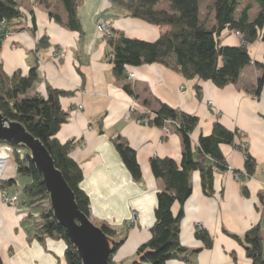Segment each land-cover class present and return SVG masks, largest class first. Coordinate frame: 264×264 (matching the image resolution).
I'll list each match as a JSON object with an SVG mask.
<instances>
[{"label": "crops", "instance_id": "1", "mask_svg": "<svg viewBox=\"0 0 264 264\" xmlns=\"http://www.w3.org/2000/svg\"><path fill=\"white\" fill-rule=\"evenodd\" d=\"M18 1L24 16L14 21L3 41L1 67L12 75L18 70L28 74L37 66L41 78L38 93L47 95L49 86L67 92L61 104L69 117L57 138L62 143L70 140L77 143L72 157L83 169L81 188L90 198L92 221L97 225L108 224L116 231L117 240L124 238L114 261L117 264L133 261L139 246L151 238L157 194L164 188L163 181L153 174L151 158L171 157L180 162L184 150L182 135L177 130L165 133L162 127L138 123V114L129 111L132 103L155 111L163 102L197 115L199 123L190 135L193 149L201 136L204 141L210 139L217 121L238 131L234 144H221L234 173L229 170L215 173L212 196L203 191L200 171L191 173L192 193L184 206L180 238L189 249L202 250L191 261L170 260L167 264H252L244 244L228 233L243 238L256 225L261 228L264 255V86L260 95L254 93L262 73L255 62L264 63V43L258 40L249 46L253 62L242 70L237 83L223 88L210 80L187 79L160 63L128 66L126 78L119 80L111 61L110 43L97 31L96 16L107 11L113 15L107 22L115 31L147 41L156 40L167 27L130 16L108 0H80L77 12L81 31H76L67 25L68 13L61 0ZM240 2L236 16L251 5L250 17L254 19L259 10L257 1ZM201 11L209 25L216 22L215 10L203 4ZM51 13L59 15L61 21ZM45 35L50 45L37 53V45ZM221 39L226 45L241 44L234 31L225 30ZM63 48L67 49L65 56L56 57ZM130 73L135 74L134 79L129 78ZM126 84L136 97L125 89ZM119 135L137 153L142 169L139 181L133 178L115 146L114 139ZM245 151L256 162L252 176L246 175ZM25 178L22 187L19 178L5 188L0 184V254L4 264H67L65 240L35 237L40 212L25 202L23 188L30 181ZM4 191L18 196L16 206L2 203ZM178 209L179 204H175L173 210ZM199 227L212 236L211 248H204L203 241L196 236Z\"/></svg>", "mask_w": 264, "mask_h": 264}, {"label": "trees", "instance_id": "2", "mask_svg": "<svg viewBox=\"0 0 264 264\" xmlns=\"http://www.w3.org/2000/svg\"><path fill=\"white\" fill-rule=\"evenodd\" d=\"M47 3V0H42ZM67 13V25L72 30L81 31L77 7L80 0H61ZM111 4L123 8L130 16L141 18L151 24L167 27L154 41H147L128 37L122 31H115L108 39L111 46V61L114 73L119 80L126 78L128 66L160 63L181 73L187 79L210 80L217 87L223 88L228 84L238 82L242 70L253 62L249 46L261 40L264 43V0H256L259 10L254 19L250 17L251 5L242 8L239 17L241 0H108ZM203 4L209 10L216 11V22L207 23L202 14ZM207 9V8H206ZM61 21L59 15L51 13ZM24 16L18 0H0V49L15 20ZM239 31L242 34L241 44L238 46L223 44L221 35L225 31ZM49 38L43 36L38 45L37 53L49 47ZM255 64L262 71L255 95H260L264 86V64ZM37 66H33L28 74L16 71L12 75L5 73L0 64V114L11 121L22 123L26 129L39 138L47 147L57 168L76 195L80 209L91 217V203L89 196L81 188L84 173L80 163L72 157L77 143L74 140L62 143L57 133L68 121L69 114L61 104L62 96L67 92L51 86L48 94L42 95L36 91L40 82ZM131 94L129 84L125 85ZM198 93L200 85H196ZM135 96L134 94H132ZM136 97V96H135ZM148 109V108H146ZM150 124L163 127L167 120L179 125L177 131L181 133L184 150L181 161L171 157H152L151 169L156 178L161 179L164 188L157 194L155 222L151 228V238L141 244L136 251L133 264H167L170 260L191 261V257L202 249H189L181 242V222L184 217V206L192 193L191 173L200 171L203 191L205 195L214 194V180L217 171L227 170L228 164L221 150V144H234L238 131H232L215 122L212 136L204 141L200 137L198 145L193 149L191 133L199 123V117L174 108L166 103H160ZM149 113H139L144 118ZM123 162L137 181L142 179V169L137 153L129 142L121 135L114 139ZM246 170L252 176L256 162L245 151ZM17 172L20 176L29 177L30 181L23 188L25 202L29 206L41 208V222L35 225V237L43 240L45 237H56L65 240L67 247L65 258L67 264H82L76 248L70 243L66 230L60 226L50 208L49 195L45 189L41 173L31 161L30 152L15 157ZM15 179H2L1 187L15 184ZM246 194V189L244 190ZM48 203L42 208L39 203ZM179 204L177 212L173 210ZM104 232L116 237V231L108 224L100 225ZM246 247L247 257L252 264H264L263 238L259 225L248 230L242 238L228 233ZM196 236L203 241L204 248L213 246V238L204 228H198ZM124 238L117 240L110 257L111 264H117L114 256ZM0 264H4L0 254Z\"/></svg>", "mask_w": 264, "mask_h": 264}, {"label": "water", "instance_id": "3", "mask_svg": "<svg viewBox=\"0 0 264 264\" xmlns=\"http://www.w3.org/2000/svg\"><path fill=\"white\" fill-rule=\"evenodd\" d=\"M113 15L107 11L95 20L107 21ZM0 142L22 146L29 150L31 161L41 173L49 195L50 208L58 224L65 228L70 243L78 251L82 264H111L113 246L117 239L107 235L100 225L95 224L79 207L73 189L45 144L30 133L26 127L0 114ZM135 259L125 264H133Z\"/></svg>", "mask_w": 264, "mask_h": 264}, {"label": "built area", "instance_id": "4", "mask_svg": "<svg viewBox=\"0 0 264 264\" xmlns=\"http://www.w3.org/2000/svg\"><path fill=\"white\" fill-rule=\"evenodd\" d=\"M4 26L0 27V30L3 29ZM97 31L104 35L106 38H111L114 35L113 32V28L111 27V25L103 20V19H99L98 23H97ZM236 34L241 38L242 34L239 31H236ZM67 52L66 48H63L60 52H58V54L56 55V57H64L65 54ZM129 78L130 79H134L135 78V74L134 73H130L129 74ZM185 90L182 89L181 93H184ZM129 111L131 113L134 112H138V113H149L148 116L144 117V118H137V122L143 125H150V121L154 118L155 113H153L152 111H150L149 109H146L145 106L143 105H139L137 103H132L129 107ZM177 127H179V125L171 120H167L166 123L163 125L162 129L165 133H169L172 130H177ZM26 148L22 147V146H14V145H10L7 143H3L0 142V181L3 179L4 173L7 169V166L10 163V160L14 157H16L17 155H24ZM227 170H229L230 172H233V169L231 167L228 166ZM237 179H240V175L236 174ZM248 176H250L248 173L246 174ZM1 201L4 204H8V205H12V206H16L18 204V196L17 195H9L7 192H3L2 197H1ZM135 219L133 218V221Z\"/></svg>", "mask_w": 264, "mask_h": 264}, {"label": "rangeland", "instance_id": "5", "mask_svg": "<svg viewBox=\"0 0 264 264\" xmlns=\"http://www.w3.org/2000/svg\"><path fill=\"white\" fill-rule=\"evenodd\" d=\"M98 23V22H97ZM105 37V36H104ZM108 39V38H107ZM263 59H264V53H263ZM264 62V61H263ZM264 64V63H263ZM139 114L138 112H134L133 114ZM27 150V149H26ZM27 151H29V150H27ZM7 168H8V170H7V172H6V175L3 177V179H8V178H19V183H20V186L22 187V186H24V184H25V180H26V178L25 177H21V176H19L18 175V172H17V162H16V160H15V157L14 158H12L11 160H10V163H9V165L7 166ZM39 205L42 207V208H45L46 206H48V203H46V202H42L41 204L39 203ZM33 207H36V206H33ZM41 208H38V211L39 212H41ZM33 215H35L34 214V212H33ZM40 215V214H39ZM39 218H40V216H39ZM42 220H41V218L39 219V221L38 222H41Z\"/></svg>", "mask_w": 264, "mask_h": 264}]
</instances>
